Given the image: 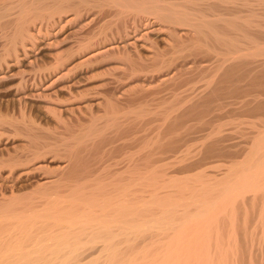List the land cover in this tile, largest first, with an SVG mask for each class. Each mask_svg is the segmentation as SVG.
<instances>
[{
	"label": "bare ground",
	"instance_id": "1",
	"mask_svg": "<svg viewBox=\"0 0 264 264\" xmlns=\"http://www.w3.org/2000/svg\"><path fill=\"white\" fill-rule=\"evenodd\" d=\"M17 77L0 264H264V0H0Z\"/></svg>",
	"mask_w": 264,
	"mask_h": 264
},
{
	"label": "rangeland",
	"instance_id": "2",
	"mask_svg": "<svg viewBox=\"0 0 264 264\" xmlns=\"http://www.w3.org/2000/svg\"><path fill=\"white\" fill-rule=\"evenodd\" d=\"M52 60H51V58H49L48 56H44V57H42V59H41V61L39 62V65H48V64H50V62H51ZM23 70H26L24 73H25V75H24V78L26 79V81L28 80V83L30 82L31 83V76H33V74L30 72L31 70H30V68H23ZM30 70V71H29ZM29 71V72H28ZM27 72V73H26ZM29 73H30V75H29ZM32 74V75H31ZM29 77V78H28ZM19 77H17V78H15V79H13V80H11V81H8L6 84H3L2 85V88H0V115H5V116H8V117H12V118H18L19 117V115H20V112H19V109H18V105H17V102H16V96H17V93L16 92H18L17 91V89H18V87L16 86V85H18V83H19V79H18ZM29 83V84H30ZM96 85L98 84H100V83H95ZM84 83H82V85H81V88L79 87V89L81 90V94H83V92L85 91V90H87L88 91V89H91V87H93L94 86V84L93 83H91L90 84V86H89V84H86V85H84ZM85 86H89V87H85ZM83 87V88H82ZM104 86H101L100 87V89H101V92L103 91V93H101L100 91H97L98 89H99V86H98V88H97V86H96V88H92V90L93 91H97V93H101V94H106L107 93V91H108V88L109 87H106L105 89L103 88ZM15 88H17V89H15ZM86 88V89H85ZM88 88V89H87ZM104 90H103V89ZM99 89V90H100ZM82 90H83V92H82ZM91 90V91H92ZM16 91V92H15ZM87 91H86V93H87ZM90 91V92H91ZM89 92V91H88ZM89 92V93H90ZM105 92V93H104ZM14 93H16V94H14ZM85 92H84V94H85V96H86V98H85V96L83 97V98H85V99H87L88 98V95L86 94ZM92 93V92H91ZM90 93V94H91ZM94 93V92H93ZM83 94V95H84ZM89 94V95H90ZM16 95V96H15ZM85 99H83V100H85ZM33 103H35V104H43V102H39V101H37V102H33ZM40 111V110H39ZM42 112V111H41ZM101 113V115H102V109L101 110H99L98 112H97V116H100L99 114ZM65 115H67L66 113H63L62 114V116H64V119L65 118H68V117H70L71 119L70 120H68V122H70V123H73V124H75L76 123V117L75 116H77V118H79V116H80V120H81V115H79L78 116V114H76L75 116L74 115H69V113H68V115L65 117ZM42 116H43V114H42ZM47 119H41L40 118V121L39 122H42V126H44L45 125V123H47L48 125H45L44 127H49V129L51 128V130H52V128L54 129V128H57V123H56V121H54V118L53 119H51V116H50V118L49 117H47V116H45ZM87 118L86 119H83V121H81V123L83 122V123H86L87 122ZM46 121V122H45ZM54 121V122H53ZM66 121H67V119H66ZM85 121V122H84ZM44 122V123H43ZM82 123V124H83ZM53 124V125H52ZM55 126V127H54ZM1 129V128H0ZM6 130V129H5ZM42 132V133H41ZM41 132H38L39 134H45L42 130H41ZM7 135H4L2 138L4 139V138H8V136L6 137ZM12 142V143H11ZM5 143H6V141H5ZM25 144H23L22 142H21V140H15V141H10V142H8L7 144H0V161L2 160V162H4V161H6V160H8L9 158H11V156L13 157V156H15V157H19L20 156V153H22V152H20V151H22V149H23V146H24ZM20 148V149H19ZM22 148V149H21ZM16 154V155H15ZM18 154V155H17ZM4 160V161H3ZM57 163H47V165H48V168H50L51 169V171H53L54 169H56L55 168V165H56ZM3 166H5V167H0V175H3V176H7V172H9V170H8V167H6L7 165H3ZM29 166L30 165H27V166H21V169H20V167L19 168H15V172L13 173V175L14 176H11L10 178H9V187L13 184V183H15V181H16V186H15V188L17 189H13V194H15V196L16 195H23V194H27V193H31V191H34L35 189H36V181H39V179L41 178L40 176H44L43 174V172H41V173H43L42 175H41V173L40 172H38V173H36V174H38V175H36V174H34V176L32 175H30L29 177H31L30 179L31 180H27L28 182H24V180H26V179H24V178H22V176H21V179L23 180H20V179H18V175H20L19 173H21L26 167H28L29 168ZM50 166V167H49ZM32 167V165L30 166V168ZM54 167V168H53ZM53 168V169H52ZM17 169V170H16ZM22 170V171H21ZM51 171H49V173L48 172H46L47 174H45L46 176H48V174H52V173H50ZM20 177V176H19ZM33 177V178H32ZM45 177V176H44ZM16 178L18 179V180H16ZM33 179V180H32ZM38 179V180H37ZM11 180V181H10ZM19 180H20V183H19ZM24 185H23V184ZM6 191V193L4 194L6 197H8V196H10V189L9 190H5ZM3 195V196H4ZM1 194H0V198H1Z\"/></svg>",
	"mask_w": 264,
	"mask_h": 264
}]
</instances>
